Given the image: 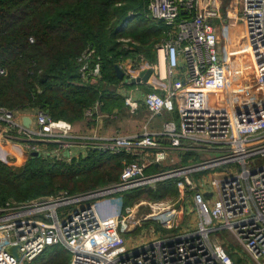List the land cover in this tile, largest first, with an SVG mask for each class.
Listing matches in <instances>:
<instances>
[{"label": "built area", "instance_id": "obj_1", "mask_svg": "<svg viewBox=\"0 0 264 264\" xmlns=\"http://www.w3.org/2000/svg\"><path fill=\"white\" fill-rule=\"evenodd\" d=\"M210 1L151 0L149 16L165 26V37L156 46L158 62L130 61L123 69V81L128 84L142 71L153 69L148 82L154 84L155 92L143 102L151 118L167 111L176 112L178 121L165 122L159 132L117 136L94 146L113 155L134 157L124 163L119 180L112 184L2 206L0 264L30 263L55 245L70 251V264H235L226 245L212 238L221 232L233 235L251 261L263 264L264 0H240L238 15L224 21L240 43L245 60L252 64L248 68L244 63L243 71L236 74L231 73L233 63L220 56L212 19L222 17ZM93 53L90 50L79 59L87 82L102 78L100 58L95 60ZM235 66L241 67L238 61ZM126 105L134 113L139 102L128 97ZM101 106L97 101L86 110L85 118L96 120ZM22 118L0 106V121L6 128L0 138L21 140L33 154L68 162L75 159V147L83 140L74 135L71 123L53 121L38 112L36 128L33 122L26 128ZM49 143L55 145L53 150L43 148ZM172 151L191 155L189 164L147 174L146 159L160 165ZM199 152L221 156L208 159ZM173 177L183 179L182 189L193 202L196 218L190 228H178L184 222L183 214L187 215L185 207L186 211H171L168 222L155 216L171 233L158 234L153 227L144 241L127 238L147 219L123 215L120 198ZM132 225L135 228L129 231Z\"/></svg>", "mask_w": 264, "mask_h": 264}, {"label": "trees", "instance_id": "obj_2", "mask_svg": "<svg viewBox=\"0 0 264 264\" xmlns=\"http://www.w3.org/2000/svg\"><path fill=\"white\" fill-rule=\"evenodd\" d=\"M150 1L0 0V106L18 113L42 112L72 125L83 121L97 101L107 112L123 106L125 99L116 91L122 82L116 66L139 54L155 61L156 46L165 37L164 24L148 14ZM90 50L95 60L100 58L102 78L87 82L79 59ZM133 160L125 153L113 155L96 148L70 163L35 155L21 170L0 160V208L9 201L20 204L63 191L75 194L107 186L118 181L124 163ZM160 169L154 165L146 172ZM145 193L127 192L124 206H133ZM147 194L162 200L178 195V185L161 183ZM71 258L69 250L55 245L26 264H70Z\"/></svg>", "mask_w": 264, "mask_h": 264}, {"label": "rangeland", "instance_id": "obj_3", "mask_svg": "<svg viewBox=\"0 0 264 264\" xmlns=\"http://www.w3.org/2000/svg\"><path fill=\"white\" fill-rule=\"evenodd\" d=\"M224 15H222V19L221 22H224ZM232 35V36H230ZM229 37H231V40L229 39ZM224 40V44L223 47L221 49V53H222V57L225 58L224 61L226 62H231V64L233 63V66L231 67V73L236 74L237 72H242L244 68H242L241 65H243L245 63L246 66H248V68H250V66L252 65L251 62L249 60H245V57L243 56V53L240 52V43H238V40H234V35L233 33H230L229 36H224L223 37ZM237 61L239 62L241 67L235 66V64L237 63ZM248 73V72H247ZM145 90V89H144ZM147 93V92H146ZM122 98H124L123 95H121ZM121 107H125L124 105ZM33 111V110H32ZM37 112V111H36ZM102 112V110H100V113ZM27 113V112H24ZM140 114L141 117H144L147 112L146 109L141 106L139 107V111L137 112ZM23 113H20V115ZM38 114V112H37ZM118 118L119 114L116 112L115 113ZM121 116H119L120 118L122 116H124L128 121V124L132 127H134L135 125H137V121L139 119H137V115L133 116L132 113L128 112V109H123L121 110ZM138 114V115H139ZM116 118V119H117ZM169 118L168 113L163 114L162 116L157 117L152 124L156 125V123L158 121L161 122V125ZM137 119V120H136ZM84 120H87L86 118ZM91 121V120H88ZM73 133H74V129H73ZM39 144H43L38 142ZM50 144V143H49ZM41 147V146H40ZM42 148V147H41ZM43 148L46 150H53L55 148L49 146L48 144H44ZM39 152V151H38ZM199 154L204 157V158H215V157H220L221 153H216V152H211V153H202L199 152ZM36 154L31 153V151L29 149H26L24 147V143L21 140H5L3 141L0 138V160L6 162L7 164H9L12 168H14L15 170H21V168L24 167L25 162L27 161V159L29 157H33ZM43 155L45 156L44 153H38L37 156ZM52 159L55 161H62V160H56V158L53 157H48V159ZM172 158L175 162L177 161L175 158ZM168 159L165 164L166 167L170 166V160ZM180 158V157H179ZM178 158V162L180 163L181 161ZM199 161V160H197ZM67 163H70L68 161H64ZM128 162V161H126ZM262 163H264V159H262L261 161ZM168 163V165H166ZM177 163V162H176ZM183 164V163H181ZM189 164V163H184ZM179 166H177L176 168H178ZM173 168V167H172ZM222 169V168H221ZM226 170H228L229 172L232 171V168H227ZM166 170L164 169H160L159 171H156L154 173H159V172H164ZM147 174H152V173H148ZM200 175V174H199ZM199 175H196L195 178L197 179L199 177ZM205 176H209V173H205ZM176 182L178 185V195H169L167 196L165 199L162 200H153L148 196V190L149 189H155L157 187L158 184L161 183H167V182ZM182 183H183V179L181 177H173V178H168V179H164L163 181L157 183V185L155 187H145L143 189H139V190H143L144 192H146L143 196H141L138 200H136L133 204V206L126 208L124 206V200L123 198H120V206H121V210L123 215H126L128 213L132 214L135 217V220L137 219H147L144 223L143 226H141V228L139 229V231L137 233H139L141 230V232L139 234L137 233H133V234H129L126 237L127 238H138L141 239L140 241H144L143 238H149V232L150 230L154 227L155 231L158 232V234H166V233H171L169 231H165L166 227L165 224L163 225L160 221H164V222H168V220H170L173 216V213H170L167 217L165 218H158L159 220L156 219L155 216H151L152 214H155V212H157V209H165L167 210V212H171L174 211V209H183V208H188L186 211L187 215L183 214L184 217V222L181 225V227L178 228H190L189 224L191 222H194L193 219L196 218V213L194 212V206H193V202L191 200L190 197H187L188 193L186 191H184V189H182ZM100 188V187H99ZM95 190V189H94ZM91 191V190H90ZM162 207V208H161ZM169 209V210H168ZM151 222H156L157 224H159L162 229L157 230V228L151 224ZM146 233V234H145ZM142 234V235H140ZM140 235V236H139ZM213 239L219 240L222 243H224V245H226V247H228V250H230L231 252L237 251L238 253H233L235 260L241 259V263L240 264H247L246 262H244V260L249 259L250 258L247 256V254L245 253V251L241 248V246L239 245L238 241L234 238L233 235H231L229 232H221V233H216L213 234ZM263 261V260H262ZM244 262V263H243ZM31 263V262H30ZM250 264H256L255 262L251 261L249 262ZM258 264V263H257Z\"/></svg>", "mask_w": 264, "mask_h": 264}, {"label": "crops", "instance_id": "obj_4", "mask_svg": "<svg viewBox=\"0 0 264 264\" xmlns=\"http://www.w3.org/2000/svg\"><path fill=\"white\" fill-rule=\"evenodd\" d=\"M211 5L213 7H215L216 9H218L219 13H220V17H222V15H224V20L226 18H232V17H236L239 13V8H240V0H211L210 1ZM212 23L216 26L217 32H218V36H219V40H220V47H223L224 44V40L223 37L229 36V34L231 33V30H229V27L227 25H225V22H221V18H213L212 19ZM232 36V35H230ZM221 50V49H220ZM221 58L224 60L225 58L222 57V53H221ZM147 61L148 63H157L158 62V58L156 55V59L155 61L151 59H147L145 57V55L143 54H139L137 57L135 58H127L125 60H123L119 67L123 70L124 67H126V65L130 62V61H134L136 63H139L140 61ZM162 70H164V65H162ZM124 71V70H123ZM178 75V72H176V76ZM154 84H151L150 82L147 83H138V84H128L124 81H122L117 87H116V91L119 95H123L124 99H125V107H119V108H115L112 111H102L100 116L93 121H88V120H83L81 122L75 123L73 124V129H74V135H76L79 139L83 140L82 145L80 146H76L75 147V158L78 157H85V155L87 154L88 150L92 149V148H96L94 146H98L101 145L103 142L108 141L112 138H115L117 136H129V137H134V136H141L145 131H149V132H159L162 129V126L165 122L167 121H172V120H176L178 121V115L176 112H167L164 111L162 114L151 118L150 113L148 112L145 104H144V98L146 95L155 92V88L153 86ZM145 89V90H144ZM147 92V93H146ZM128 97H132L134 100H136L137 102H139V107L143 106L146 109L147 114L144 117H141L139 113H137L139 111V107L138 110L134 113H132L129 109V107L126 105V99ZM123 109H128V112L132 113L133 116H138L137 119H139L137 121V125H135L134 127H132L128 124V121L124 116H122L121 118L119 116H121V110ZM118 113L119 116L118 118H111L110 115L114 114V113ZM168 113L169 118L161 125V122L158 121L156 123V125H153L152 122L159 116H162L163 114ZM136 114V115H135ZM139 114V115H138ZM24 116H30L32 118V122H33V128H36V117H37V112L36 111H28L27 113H23L22 117ZM136 119V120H137ZM6 131L5 128V124L0 121V132L1 134H3ZM3 141L4 139L1 138ZM18 141V140H17ZM82 142V141H80ZM170 157L175 158L177 161V163L170 158V165L173 168H176L177 166L181 167L184 164L185 161V157L186 154H184L183 152H175L172 151L170 153ZM180 157V158H179ZM188 157L190 158V156L188 155ZM178 158L181 161L180 163L178 162ZM147 167V170L154 165H151L149 163V161H147V159L145 160ZM168 161H165L164 163H166ZM162 163L160 165H156L157 167H161L164 170H168V169H172V167L168 166L166 167L165 164ZM183 163V164H181ZM186 163H189V161L187 160ZM168 165V163L166 164ZM146 170V171H147ZM169 215V214H168ZM168 215H166L165 217H167ZM162 217V218H165ZM164 222V221H163ZM233 253H238L237 251H234ZM244 262H246L247 264H250V260L246 259L244 260ZM262 263L264 264V260L262 261Z\"/></svg>", "mask_w": 264, "mask_h": 264}, {"label": "water", "instance_id": "obj_5", "mask_svg": "<svg viewBox=\"0 0 264 264\" xmlns=\"http://www.w3.org/2000/svg\"><path fill=\"white\" fill-rule=\"evenodd\" d=\"M116 71H117L118 78L123 81L124 80V71L118 65L116 66ZM153 73H154L153 69L144 70L139 74V76L137 78H133L131 80V84L147 83ZM32 121L33 120L30 116H24L22 118L23 125L26 128L31 127ZM34 154L38 155V153H34ZM134 228H135V225H132L130 227L129 231H132Z\"/></svg>", "mask_w": 264, "mask_h": 264}, {"label": "bare ground", "instance_id": "obj_6", "mask_svg": "<svg viewBox=\"0 0 264 264\" xmlns=\"http://www.w3.org/2000/svg\"><path fill=\"white\" fill-rule=\"evenodd\" d=\"M162 65H164V70H162ZM160 69H161V72H162V75H164L165 73V64H164V61L163 59H161V64H160ZM162 208V207H161ZM166 209V208H165ZM165 209H160L158 208L157 209V212H155V214H153V216H156L158 218H162V217H165L166 215L170 214V213H173V212H167V210ZM169 210V209H168Z\"/></svg>", "mask_w": 264, "mask_h": 264}]
</instances>
